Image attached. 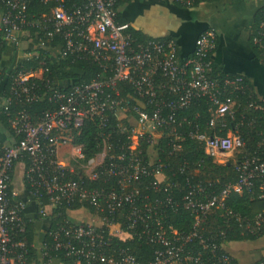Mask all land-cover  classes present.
Returning a JSON list of instances; mask_svg holds the SVG:
<instances>
[{
	"label": "built area",
	"instance_id": "obj_1",
	"mask_svg": "<svg viewBox=\"0 0 264 264\" xmlns=\"http://www.w3.org/2000/svg\"><path fill=\"white\" fill-rule=\"evenodd\" d=\"M31 2L0 0V47L4 44L12 46L14 52L22 50L23 60L38 56L37 49L43 47L57 61L67 56L91 59L101 72L89 82L52 81L43 75L42 68L16 70L17 64L9 71L0 56V82H5L4 108L11 136L9 141L0 139V264H27L33 247L25 236L31 219L27 214L28 197L38 202L36 215L42 218L50 216V208L60 206L78 204L81 209H94L90 221L51 224L38 249L43 260L64 254L68 258L65 264H143L127 247L115 242V238L136 237L160 245L148 264H238L226 250V243H219L214 231L206 228L205 218L214 208L224 210L221 215L227 217L225 225L237 223L249 234L264 224V212L247 219L225 205L230 193L250 192L257 179L264 197L261 145L258 150L244 153L236 163V183L217 194H204L199 186L175 202L168 191L171 185H162L168 165L158 158L145 160L139 148L146 137L152 142L153 130L162 133L170 129L176 122L177 111L203 96L211 103L209 125L219 130L227 128L228 132L208 135L191 131L189 136L202 142L205 153L214 158L219 153L226 155L246 147L238 133L240 122L228 128L227 120L235 119L236 111L243 107L239 104L235 108L237 101L232 94L244 92L249 84L244 75H212L217 46L215 30L209 27L202 31L192 54L183 59L173 37L137 41L130 23L116 19L117 0H72L69 7H65V0H40L55 3L49 12L40 14L29 12ZM262 38L264 16L253 37L254 42L261 43L264 62ZM120 83H127L149 108L133 105L129 117L121 108L125 98ZM42 100L51 106L40 113L32 112L31 105ZM246 107L264 112V95L254 92ZM165 109H169L167 114ZM244 113L245 110L241 112L242 119ZM115 116L121 121L128 118L132 126L129 143L117 154L112 152L111 133L105 130ZM88 122L97 123L100 129V149L91 157H86L84 144L78 141ZM178 149L174 143L173 151ZM19 164L28 197L19 196L13 188ZM185 168V164L179 167L181 172ZM144 178L152 179L146 183ZM95 182L103 185L92 186ZM150 190L164 193L151 197L147 193ZM172 203L193 215L189 231L167 229L161 221L160 210ZM198 240L202 249L211 250L209 257L197 249Z\"/></svg>",
	"mask_w": 264,
	"mask_h": 264
},
{
	"label": "trees",
	"instance_id": "obj_2",
	"mask_svg": "<svg viewBox=\"0 0 264 264\" xmlns=\"http://www.w3.org/2000/svg\"><path fill=\"white\" fill-rule=\"evenodd\" d=\"M133 0H117L114 10L117 13L116 19L118 22H126L127 18L123 14V8L131 3ZM166 1L171 4H175L179 7H192L197 6L203 1H215V0H184L183 2L170 1V0H158ZM72 3V0H65V7H69ZM54 2L44 3L40 0H32L29 12L40 14L42 12H49ZM264 16V6L261 7L255 14V21L253 24V31L250 35L251 47L255 53V56L263 62L262 58V47L261 43H256L253 41L254 35L258 32L259 25ZM34 31V29H32ZM132 36L140 41L153 38L152 36L130 27ZM158 37V38H168ZM39 42V41H36ZM57 42V41H56ZM54 41V44L56 43ZM262 43H264V38H262ZM11 46H6L4 44L0 47V56L6 57L8 53H13L14 49ZM38 56H34L30 59H24L22 62L18 63L17 69L22 68H33V69H43V75L47 78L49 77L52 81L72 79L77 82H89L91 81L98 73L101 72L99 65L91 59H73L70 56L57 61L48 51L39 47L37 49ZM180 55V51L178 50ZM6 61V60H5ZM264 65V62H263ZM12 71L13 68L7 69ZM213 76L224 77H235L236 74L225 72L222 67L214 62V72ZM2 75H0V79ZM249 85L247 89L240 93L234 92L232 94L233 98L236 99L237 105L235 108H238V105L241 104L243 107L235 113V119L231 120L228 118L227 125L228 128H233L236 123L240 122L238 133L246 142V147L239 148L238 154L235 160H228L224 163H219L214 157L207 155L204 151L203 143L199 140L193 139L189 136L191 131H198L201 133H207L208 135L218 134H227L228 129L224 128L219 130V127H211L209 125L211 119V103L209 99L205 96L198 99H194L189 106L179 109L176 113V122L170 129H164L162 131L161 137L156 141V143H151L148 140V137L141 140L139 148L142 151L145 160L152 159V152L154 150L157 154V158L167 164L165 170L166 179L162 183L165 185L163 187H171L168 189L170 192L173 201H180L184 194L189 191L198 188L199 186L203 188L204 194H217L221 192L230 184H234L238 180V172L236 171L235 165L242 159L244 153L258 150L261 145V148L264 149V112L259 110H254L246 107L250 95L255 91L253 90L252 85L247 80ZM119 88L121 94L125 101L122 103L121 108L126 112V114L132 117L133 105H139L144 109H148L149 106H146L144 100L138 98L134 95L132 88L127 83H120ZM166 97H170L167 93ZM51 104L47 100L34 102L30 110L32 112L40 113L47 107H50ZM245 107V109H244ZM245 110V119H242L241 112ZM169 109L164 110V114H167ZM254 120V121H253ZM253 121V122H251ZM0 122L2 125L10 129L8 123V117L5 112V108L0 110ZM131 121L128 118L119 120L116 116L112 117L108 123V127L105 128L106 131L111 133V145L115 154L119 153L121 148H125L126 144L130 141L131 135ZM121 124V125H120ZM100 129L95 122H88L82 128L80 134L78 135V141L84 144V152L86 157H91L97 153L100 149V138L98 137ZM176 143L179 146L177 151H173V144ZM173 151V152H172ZM185 164L186 168L184 172H181L179 167ZM152 178H144L143 182H149ZM102 186V182H95L92 186ZM12 189V187H11ZM151 197L162 196L164 191H147ZM201 196V195H199ZM47 202V201H46ZM175 204L164 206L160 210V219L164 221V225L167 229H175L179 232H187L192 227L194 217L189 210L183 208L182 206L176 208ZM225 205L227 209H230L235 214H240L241 217L247 219H253L259 213L264 212V197L262 196L259 189L258 179L255 181V185L250 192L244 191L239 194L232 192L228 195L225 200ZM82 206L78 204H73L70 207H57L52 209L49 216L50 225H55L57 222L61 221H70L69 213L70 211L81 209ZM89 212H94V209L91 207H85ZM224 210L214 208L205 218L206 228L209 231H214L217 235V240L220 242H231V241H253L262 236H264V224H262L255 233L249 234L244 231L239 224L232 222L230 226L225 225L227 217L221 215ZM37 217H40L37 215ZM230 221H235L231 219ZM223 231V234L220 233ZM34 233H35V223L33 219H28L27 228L25 236L27 242L30 245L34 242ZM47 237V234H46ZM47 241H51L47 237ZM115 242L120 246L127 247L129 251L136 257V259L143 263L148 264L154 258L155 250L160 247V245L152 244L146 240H139L136 237L120 240L115 238ZM198 250L201 251V254L205 257L211 255L210 249H202L199 240L195 242ZM54 254V253H53ZM36 256V249L30 247V252L28 256V262H30ZM59 257L63 260V264L68 261V258L64 257V254H60ZM236 260V259H235ZM237 261V260H236ZM264 261L262 260L254 263L261 264Z\"/></svg>",
	"mask_w": 264,
	"mask_h": 264
},
{
	"label": "crops",
	"instance_id": "obj_3",
	"mask_svg": "<svg viewBox=\"0 0 264 264\" xmlns=\"http://www.w3.org/2000/svg\"><path fill=\"white\" fill-rule=\"evenodd\" d=\"M263 6L264 0L203 1L192 7H179L169 1L133 0L123 8V14L127 18L126 22L132 27L152 37L175 38L179 45L180 58L183 59L192 54L199 34L209 27L213 28L217 38V46L213 52L214 62L227 73L244 75L253 90L263 96L264 65L261 59L255 56L250 43L255 14ZM22 60V50L2 57L6 69L14 68ZM4 87L5 82H0V110L6 103ZM0 139H11L9 130L3 125L2 129L0 128ZM151 154L153 159L157 158L155 151ZM13 188L19 196H29L22 183L21 164L17 166ZM28 198L30 202L27 214L35 223L33 247L36 249V256L28 264H63L61 258L43 260L40 256L38 249L51 221L49 217H37L38 202ZM79 211L83 212L77 215ZM69 219L90 221V212L87 209L70 211ZM225 248L238 264H254L264 257V236L253 241H231L225 244Z\"/></svg>",
	"mask_w": 264,
	"mask_h": 264
},
{
	"label": "rangeland",
	"instance_id": "obj_4",
	"mask_svg": "<svg viewBox=\"0 0 264 264\" xmlns=\"http://www.w3.org/2000/svg\"><path fill=\"white\" fill-rule=\"evenodd\" d=\"M0 128L2 129V124L0 122ZM161 131H157V130H153L152 133H151V139H152V142L151 143H156V141H158V139L161 137ZM151 152L153 153L154 150H151ZM238 152V148L233 151L232 153H229V154H226V155H223L221 153L218 154L216 161H218L219 163H224L228 160H235L236 159V156H237V153ZM80 212H83V211H79L78 213H76L77 215L78 214H82Z\"/></svg>",
	"mask_w": 264,
	"mask_h": 264
}]
</instances>
